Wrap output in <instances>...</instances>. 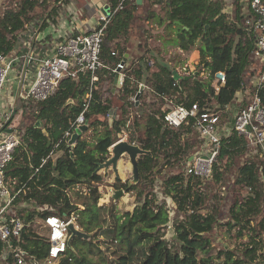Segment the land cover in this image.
I'll return each mask as SVG.
<instances>
[{"label":"trees","instance_id":"obj_1","mask_svg":"<svg viewBox=\"0 0 264 264\" xmlns=\"http://www.w3.org/2000/svg\"><path fill=\"white\" fill-rule=\"evenodd\" d=\"M47 1L13 0L11 7L0 10V53L14 52L20 56V61L14 66L17 72L22 69L26 51V48L17 46L21 40L18 34L25 31L26 24L36 19L34 9ZM120 1L108 0L111 15L100 52L105 67L96 71V81L91 82V73L86 71L74 77H63L46 100L35 102L15 97L16 111L7 126L17 130L21 145L6 165L5 175L13 190L20 189L11 203L9 215L21 219L24 228L21 240L13 239V245L28 250L43 262L49 242L44 235L36 233L33 228L35 221L50 214L63 219L73 214L76 225L90 238L74 237L57 264H214L215 258L221 259L218 264H264V240H261L264 216L257 229L252 225L253 219L263 210L264 181L261 179H264V155L244 135L233 132L222 139L208 178L180 172L163 180L162 193L175 205L174 243L164 239L169 210L165 201H160L153 192L154 167H172L182 161L188 162L193 153L189 151L192 143L188 135L197 133L195 122L200 114H215L220 122L231 120V112L225 107L231 104L238 91L249 86L252 92L251 81L264 69V62L260 60L263 65L259 72L250 70L254 60L255 32L244 26L239 0L231 1L229 11L225 10V0H152L154 4L165 2L169 24L180 28L177 42L181 51L185 54L192 50L199 52L196 74L176 79L174 69L159 62L156 69L149 72L152 60L141 58L134 67H126L125 77L118 84L111 70L125 53L117 50L118 40L127 35L138 7L136 0H124L122 7L114 11ZM55 9L52 7L43 17L39 29L44 30L49 25ZM219 71L224 73L225 82L219 84L215 92L217 81L214 75ZM247 76L249 78L246 79ZM102 81L110 82L111 92L118 89L117 95L123 101L117 116L111 118L109 115L108 120L111 100L101 92ZM139 81H144L145 89L149 85L156 101L163 102L164 96L186 108L195 106L198 112L197 117H189L174 128L164 123L161 108L154 110L153 102H141L137 106L139 118L144 117L140 148L149 153L141 154L137 159L139 181L127 184L116 180L117 189L136 191V205L131 211L121 214L112 206L98 205V184L102 176L97 171L109 157V147L115 143L121 127L126 125L129 106L137 105L143 97L144 89L138 94ZM258 95L264 108V82ZM130 96H138L137 101L130 100ZM27 112L34 115V121L18 128L17 117ZM82 112L88 127L96 129L101 125L102 130L96 132L92 142L83 137L84 131L77 136L72 132L65 139L63 135L70 129V122ZM138 120L136 118L132 125L138 126ZM72 138L74 141L70 142ZM51 151L53 155L49 156ZM159 153L163 154L162 163L155 161ZM243 156L246 158L240 161ZM43 158H46L44 162ZM228 172L234 175L232 184L244 193L237 190L238 194H235L234 191L229 220L225 223L226 231L236 229L237 236L247 231L248 241L242 248H223L213 256L210 254V234L217 226L220 210L219 206L205 207V189L211 184L222 183ZM77 184L87 186L81 207L67 195L68 188ZM96 238L107 248L112 247L113 258L99 248L94 242ZM3 250L0 242V264H15L10 254L2 258ZM199 252L208 255L200 258Z\"/></svg>","mask_w":264,"mask_h":264},{"label":"built area","instance_id":"obj_2","mask_svg":"<svg viewBox=\"0 0 264 264\" xmlns=\"http://www.w3.org/2000/svg\"><path fill=\"white\" fill-rule=\"evenodd\" d=\"M124 0H121L114 11L122 7ZM232 0H225L226 4H231ZM242 7L241 16L244 19V26L255 32L253 54L264 62V0H239ZM8 9V8H6ZM227 11V8L225 7ZM230 10V8H229ZM111 15V13H110ZM109 16L101 15L95 26L84 33H71L54 44L52 52L42 58H38L32 52L23 55V63L28 62L31 69L25 73V78L20 91V98L31 99L35 102L46 100L51 96L59 83L65 76H77L82 72L91 73V82L97 80L96 71L104 68L105 64L100 57L103 37ZM20 61V56L12 52L11 54L0 53V242L4 246L2 258L10 254L14 258L15 264H57L60 257L67 249L69 237V224L75 223V217L71 214L63 219L56 215H47L37 218L35 222L41 224L44 236L47 238V257L43 262L32 256L28 250L13 245L12 240H21V232L24 223L21 219L10 216V206L17 197L19 190H13L9 185L5 175V167L12 159L13 153L20 144V135L14 128L7 126V122L12 117L14 98H17V88H9L12 78L19 81L20 72L14 67ZM152 64V62H150ZM126 60L123 59L112 68L118 84H121L125 77ZM185 71V67L182 68ZM15 72V73H14ZM189 72L179 73L188 76ZM215 92L219 89V84L225 82V75L219 71L215 73ZM264 82V69L252 80V92L249 101L240 107L232 116L231 120L220 122L219 117L212 113H202L196 119L195 127L198 133L201 150L194 153L186 164V173L208 178L211 173L212 164L216 161L221 142L233 132L244 135L248 142L258 146L264 155V108L258 95L262 83ZM5 90L9 96L4 98ZM245 91V88L243 89ZM89 96V95H88ZM134 100L136 97L133 98ZM163 101L170 104L161 107L162 119L169 127H179L189 117H197L195 106L186 108L182 104H175L167 97H162ZM225 110H229L226 106ZM83 112L74 121L70 122L63 137H70L72 132L84 124ZM11 129L10 131H7ZM50 152L49 156H52ZM46 158L42 159L44 162ZM41 210L42 208H37ZM76 225V223H75ZM38 233V232H36ZM42 235L41 233H38Z\"/></svg>","mask_w":264,"mask_h":264},{"label":"rangeland","instance_id":"obj_3","mask_svg":"<svg viewBox=\"0 0 264 264\" xmlns=\"http://www.w3.org/2000/svg\"><path fill=\"white\" fill-rule=\"evenodd\" d=\"M74 1L75 0H62V1L59 0L54 2V0H49L43 6L36 7L34 9L33 14L36 16V18H39V20L37 21V23L39 24L38 26H40L43 17H46L47 13L50 12L52 7L56 8L55 9L56 12L53 13L52 11L51 14L52 16H50L49 18L50 23L52 22V17H54L55 24L61 23L62 22L61 18L64 19L66 17V13H68L66 8L69 2H73L75 6L78 5V7L76 6L77 8H81L83 6L81 1H77V2ZM12 5H13V0H0V10H5L6 8L11 7ZM137 6L138 7L136 8L135 11V19L131 24L127 35L123 36L122 38H119L118 40L119 45L117 50L118 51L123 50L125 51V53L126 52L130 53V58L128 60L127 67H130L132 65L134 67L135 65L138 64L136 62H138L141 58H150V60H152L154 64L153 66H150L149 72L155 70L156 69L155 67L159 62L163 64L167 63L170 66V68H173L174 71L179 76H182V74H179L180 72L181 73L189 72L188 73L189 75L196 74V70L198 68V62H199V52L197 50H192L188 54H185L178 47V42H177L178 35L181 33V31L179 27L172 26L169 24L166 18L167 7L165 6V2L161 1L154 4L152 0H140V3L137 4ZM231 6L232 5L229 2L225 4L227 11H229V8L231 9ZM88 9L90 14L93 15V10L88 7L87 11ZM82 13H83V17L81 20L83 21L87 19V14L86 13L84 14L83 9H82ZM86 23L88 26L90 27L92 26V23L90 22H86ZM32 26L33 25L31 24L30 27L33 30ZM253 59L254 60L252 62L250 70H253L254 72H259L263 64L258 56L253 55ZM183 67H185V71L182 69ZM248 76L252 77V75H248ZM248 76L246 77V79L249 78ZM246 82L248 83V80ZM144 85H145L144 81L138 82V88L140 89L143 86L142 90L144 89V94L141 95L143 97H141L140 102L137 101V98L134 100L133 99L134 97L131 96L129 97L130 100H132L133 102L137 101L136 103L137 105L129 106L127 113L128 119L126 121V125L124 127H121L120 132L116 136L115 142L119 140H123L140 146V140L144 136V128H143L144 117L141 116V118H139V112L138 109L136 108L141 102H146V103L153 102L151 104H153L152 108L154 110H156V108L160 109L161 107H165L170 104L169 101H165V102L156 101L153 97L155 96V94L152 92L149 85L148 87H146V89ZM251 85H252V81H251ZM100 87L103 96L110 98L111 100V108L106 118L108 120V118H110L109 115L110 116L112 115L111 118H114L117 116V113H119L120 104H122L123 102L122 100H120L119 96L117 95L118 89L115 88L116 91L114 90L111 92L109 90L111 88L110 82H106V81H102ZM245 90L247 93L245 94L246 97L244 101L248 102L251 95V88L248 86L246 87ZM4 93L5 96H9V92L7 90H5ZM12 96H15V89ZM15 99L16 98H14L13 109H15ZM233 113L234 112L232 111L231 118L233 116ZM32 116L34 117V115H31V112H27L25 115L22 114L20 117H17V121H16L17 127L23 128L24 126L32 123L34 121ZM136 118L139 119L138 126L132 125V122H134ZM101 130H102L101 125L98 126L96 129H94V127L91 126L87 127V129L83 133V137L86 138L89 142H92L94 140L96 132H100ZM188 136L190 142L192 143L191 144L192 147L189 148V151L193 152L192 153L193 155L197 151L201 150L200 140L196 132L191 133ZM110 149L111 146L109 147V157L111 156ZM244 158H246V156H243V159L240 161H243ZM163 160H164L163 154L159 153L155 161L162 163ZM185 163H186L185 161H182L172 167L164 166V165L160 167V165H158L157 167H154L152 170V175L154 176L155 179L153 185V192H155V194L157 195L160 201H165L166 206L169 210V222L164 227V232H165L164 239L168 243L175 242L174 241L175 232H174L173 224H174V219L176 217V213L174 212L175 210L174 203L171 201L169 197L165 196L162 193L163 180L168 176H170L171 174L180 173V172L185 174L186 164H187ZM117 171H118V176L115 175L114 171L111 169V166L107 169L101 168L97 171V173L102 176V180L98 184V191L100 193L98 205L112 206L115 211L122 214L124 212L131 211L133 207L136 205L135 202L136 191L132 190L126 192L124 189H120V188L117 189L116 188L117 186L115 184L117 179H119L121 182H127V184H134L132 182L131 164L129 162V157L126 154L122 155L118 160ZM261 180L264 181V179ZM232 182H234V175L228 172L226 174V179L222 183L214 184L213 186L211 184L208 186L209 188L207 187L205 189V193H206L205 207L208 208V205L219 206V210H220L218 215L217 226L213 229V231L210 234V239H211L210 254H212L213 256H216V254L223 248H228L230 250L242 248L243 244H245L248 241V237L246 234L247 231H245L243 235L240 236L236 235L237 234L236 229L226 231L225 223L229 220V208L232 204L234 191H236L235 194H238L237 190L241 194L244 193L243 190L240 191V189H238V186L233 185ZM119 190H121L122 192L117 198H115V194ZM86 191H87V186L85 184H77L72 188H68L67 195L75 205L81 207L82 201L85 200V198H83L82 196H85ZM213 195L217 196V198L214 199ZM263 216H264V204H263L262 213L259 216L255 217L252 221V225H255L256 229L258 228L257 227L258 222L261 220ZM33 228L36 232L44 235V230L41 227V224H38V222H35ZM261 238H263L261 240H264V232L262 233ZM94 242L97 243V245L102 251L108 254L109 258H113L111 246L107 248V245L104 244L102 241H100L98 238H96ZM207 255L208 254H205L204 252H199L198 256L201 258V257H207ZM220 260L221 259L219 258H215L213 259L212 262L214 264H218L220 263Z\"/></svg>","mask_w":264,"mask_h":264},{"label":"crops","instance_id":"obj_4","mask_svg":"<svg viewBox=\"0 0 264 264\" xmlns=\"http://www.w3.org/2000/svg\"><path fill=\"white\" fill-rule=\"evenodd\" d=\"M77 1L82 2L83 8H77L78 5H76V7L73 2H69L66 8L68 13H66V17L64 19L61 18L62 22L59 24H55L54 17H52V23H49V25L44 30L39 29V24L37 23L39 18H36L34 22L32 21L31 23L26 24L25 31H21L18 34L21 38V40H18L17 43L18 48H26V54L27 52H32L38 58H42L52 52L51 50L54 44L68 34L84 33L91 30L95 26V23L99 20V16L102 15L101 10L103 6L109 5L108 0H75L74 2ZM86 7H89L93 10V15L90 14L89 9L87 11ZM82 9L84 14H87V19L83 21L81 20L83 17ZM79 13L82 15H80ZM86 22L92 23V26H88ZM31 24L33 25V30L30 27ZM126 53L127 55L125 56V60L126 58H128L129 60L130 53ZM126 64H128V61L126 62ZM14 78H12V83L9 86L11 87V89L16 90L17 80ZM246 93V90L238 91L236 93L235 99L231 102L230 105H228L231 112L233 111L235 113L240 107L246 104L247 101H244ZM2 96L6 98L5 93Z\"/></svg>","mask_w":264,"mask_h":264},{"label":"water","instance_id":"obj_5","mask_svg":"<svg viewBox=\"0 0 264 264\" xmlns=\"http://www.w3.org/2000/svg\"><path fill=\"white\" fill-rule=\"evenodd\" d=\"M137 3L139 4L140 0H137ZM101 12H102L103 15L109 16L110 13H111L110 6L109 5L103 6ZM176 23H178V22H176ZM126 55H127V53H125L124 56H123V60L124 61H125V56ZM27 65H28V62L25 61L23 63V66H22V69H21V72H20L18 86H17V97L20 96V91H21V88H22V85H23V81H24V78H25ZM174 73L176 75L175 76L176 79H178L180 76L176 72H174ZM142 87L138 91V94L141 92ZM136 97H138V96H136ZM15 111L16 110L13 109L12 115L15 113ZM87 127H88V122L85 121L84 124H82L75 131L74 136H77L82 131H85L87 129ZM10 130L11 129H8L7 131H10ZM73 141H74V138H72L70 140V142H73ZM110 153H111V156L109 158H107L104 162H102L99 165V169H101V168L107 169V168H109L111 166V169L114 171L115 175L118 176V171H117L118 160L120 159V157L122 155L126 154L129 157V162L131 164L132 182L136 183L138 181V179H139V168H138L137 157L139 155H141V154H145V153H149V152L143 150L138 145L129 143L127 141L119 140V141H117V142H115V143H113L111 145ZM121 192H122L121 190L117 191L116 194H115V198H117L120 195ZM68 228H69V237H68V240H67V245L68 246H70V242H71V240L74 237H80V238H83V239H89L90 238V236L88 234L82 232L78 228V226L75 225L74 222H70Z\"/></svg>","mask_w":264,"mask_h":264}]
</instances>
